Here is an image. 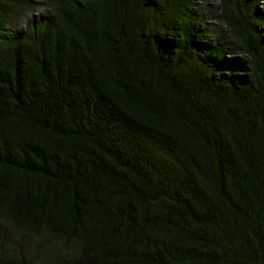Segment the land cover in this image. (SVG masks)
<instances>
[{"label":"trees","instance_id":"1","mask_svg":"<svg viewBox=\"0 0 264 264\" xmlns=\"http://www.w3.org/2000/svg\"><path fill=\"white\" fill-rule=\"evenodd\" d=\"M206 1L0 0V264H264V0Z\"/></svg>","mask_w":264,"mask_h":264},{"label":"rangeland","instance_id":"2","mask_svg":"<svg viewBox=\"0 0 264 264\" xmlns=\"http://www.w3.org/2000/svg\"><path fill=\"white\" fill-rule=\"evenodd\" d=\"M219 7H220V1L219 0H207L205 2V7L204 6L201 7L204 9L203 10L204 12L202 11L201 14L203 16H205V15L210 16L211 15V18H214L213 16H214L215 12L217 11V9H220ZM27 19H28V17H25L22 19V21H25ZM210 20L212 21L214 19H210Z\"/></svg>","mask_w":264,"mask_h":264}]
</instances>
